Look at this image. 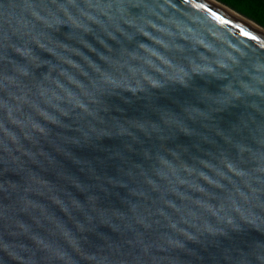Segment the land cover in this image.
Instances as JSON below:
<instances>
[{
  "label": "water",
  "instance_id": "95a60500",
  "mask_svg": "<svg viewBox=\"0 0 264 264\" xmlns=\"http://www.w3.org/2000/svg\"><path fill=\"white\" fill-rule=\"evenodd\" d=\"M0 264H264V30L0 0Z\"/></svg>",
  "mask_w": 264,
  "mask_h": 264
},
{
  "label": "rangeland",
  "instance_id": "374dc122",
  "mask_svg": "<svg viewBox=\"0 0 264 264\" xmlns=\"http://www.w3.org/2000/svg\"><path fill=\"white\" fill-rule=\"evenodd\" d=\"M264 30V0H214Z\"/></svg>",
  "mask_w": 264,
  "mask_h": 264
},
{
  "label": "bare ground",
  "instance_id": "6f19581e",
  "mask_svg": "<svg viewBox=\"0 0 264 264\" xmlns=\"http://www.w3.org/2000/svg\"><path fill=\"white\" fill-rule=\"evenodd\" d=\"M210 2H211V1H210ZM219 7H221L222 9H224V11H226L228 14L233 15V16L237 17L238 19H240L241 21L245 22L246 24H248V25L254 27L253 24H251L250 22H248V21L242 19L241 17L235 15L234 13H232V12L229 11V10H227L226 8H224V7H222V6H219ZM254 28H256V27H254ZM256 29L258 30V28H256ZM259 31H261V30L259 29ZM261 32H262V31H261Z\"/></svg>",
  "mask_w": 264,
  "mask_h": 264
}]
</instances>
